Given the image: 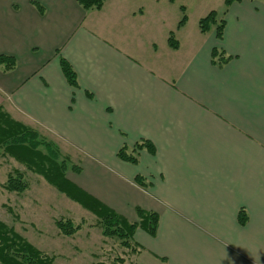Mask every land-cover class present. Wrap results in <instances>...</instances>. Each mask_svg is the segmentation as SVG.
Wrapping results in <instances>:
<instances>
[{
  "label": "crops",
  "instance_id": "1",
  "mask_svg": "<svg viewBox=\"0 0 264 264\" xmlns=\"http://www.w3.org/2000/svg\"><path fill=\"white\" fill-rule=\"evenodd\" d=\"M218 18L222 38L185 23L174 38L161 0L88 10L78 0H0V56L16 59L0 66V106L79 166L66 174L84 191L131 221L138 208L159 215L156 234L136 229L134 264H264V1L233 2ZM142 140L154 152L137 148ZM123 146L136 147V163L118 156ZM3 166L2 204L11 206ZM33 178V197H14L24 214L10 221L27 239L28 223L42 230L30 222L31 203L62 200ZM53 233L68 243L57 253L75 260L106 239L64 236L56 224Z\"/></svg>",
  "mask_w": 264,
  "mask_h": 264
},
{
  "label": "trees",
  "instance_id": "2",
  "mask_svg": "<svg viewBox=\"0 0 264 264\" xmlns=\"http://www.w3.org/2000/svg\"><path fill=\"white\" fill-rule=\"evenodd\" d=\"M105 1L78 0L81 6L87 10L92 8L100 9ZM236 1L242 0H225V4L228 7ZM185 20L186 15H184L179 23L183 24ZM212 24L215 25L217 37L222 38L225 20L224 18H218L214 10L199 21L202 32L210 30ZM169 40L171 45L177 46L172 35ZM213 55L217 60H221V62L226 60V56L218 48H214ZM15 64L16 59L13 56H0V66H3L5 70L13 69ZM62 69L68 82L72 86L77 87L76 72L65 59L62 60ZM136 147H146L154 152V146L149 140H142L137 143ZM136 147L128 150L127 146H123L119 150L118 156L129 162L136 163L138 160ZM0 149H2L1 154L12 157L25 167L24 170L13 168L9 171L7 180L3 183V187L9 192H14L18 195L26 193L31 187L30 178L26 172L28 170L42 175L60 192L96 216V221L91 224L86 219H82L81 222L77 223L71 218L59 217L55 220V224L60 234L73 236L85 224L97 226L101 228L102 235L105 238L115 239L119 246L125 250L121 253L114 251L112 255L108 256L110 259L108 262L97 261L94 264H126L128 263L126 253L136 254L138 252V246L134 241L136 229L140 227L152 235L156 234L159 222V215L156 212L138 208L139 221H131L84 191L80 186L71 181L66 174L70 167L78 171L80 169L79 166L72 164L69 167L67 165V158L60 153L57 147L41 137L35 129L14 119L2 106H0ZM137 181L143 184L140 176L137 178ZM7 207L10 211L12 210L11 206ZM247 220V213L245 210H241L239 214L240 223L244 225ZM0 262L2 264H56V255L39 249L27 238L19 234L13 225H9L0 219Z\"/></svg>",
  "mask_w": 264,
  "mask_h": 264
},
{
  "label": "rangeland",
  "instance_id": "3",
  "mask_svg": "<svg viewBox=\"0 0 264 264\" xmlns=\"http://www.w3.org/2000/svg\"><path fill=\"white\" fill-rule=\"evenodd\" d=\"M264 1V0H260ZM162 4L169 10L171 15V21L173 24V34L174 38L176 35L178 36V30L176 29L177 26H179V22L181 19L186 15L185 24H183L187 29L191 30H200L199 21L202 17H205L209 12L215 11L217 16H222L223 11L226 9L225 0H161ZM184 8V9H183ZM216 29L215 25H211V30ZM176 33V35H175ZM44 148V147H42ZM0 149V164L4 162L3 169L6 170L8 168L13 169L14 166L8 162V166L5 164L4 159H10L11 162L16 164L18 161H13L14 159L12 157H8L6 155L1 154ZM19 165L24 166L23 164L19 163ZM72 164L77 165L76 163L67 162V165L70 167ZM71 168V167H70ZM69 168V169H70ZM28 174V177L30 178V184L31 186L34 185V176L38 177L43 184H46L47 186H51L52 188H55L57 190L59 196L62 200H55V198H51L52 206H47L44 202L41 201V204H35L34 202L31 203L29 210L27 211L28 215L31 216V221L36 224V226L40 227L42 230H37L34 228V226L31 223H28L26 227H28V231L30 232L28 236V239L32 243L43 251L50 252L52 254L56 255V264H94L95 262L99 261H106L108 262L110 259L108 256L112 255L114 251L116 252H123L125 251L124 248L119 246L118 242L115 239L106 238L105 243L103 242L102 249L96 248V253L93 256L91 254V257L88 258L87 255H83L80 258H77L76 260L74 257L69 256V258L65 257V253H57L62 249L63 251L67 250V242L64 244V246L61 245V242L58 241V238L55 236L53 237L54 233V222L53 217H65V218H71L74 222H81L82 219H86L89 224L94 223L96 221V216L84 208L82 205L77 203L76 201L70 199L68 196H66L64 193L60 192L56 187H54L52 184H50L42 175L36 174L31 171H26ZM37 179V178H36ZM3 187V186H2ZM31 188V187H30ZM30 188L26 191V193L22 195H17L14 192H10L8 197L11 199L10 203L12 204V210L10 211L9 208L2 203L6 202L7 195L2 189L0 188V219L11 225L10 221H20V214H24L22 207L19 204V200L14 198L16 195L20 198L26 197L28 198L33 197V193H31ZM5 189V188H4ZM7 190V189H6ZM34 211V212H32ZM26 217V216H25ZM23 218V217H22ZM55 218V219H57ZM19 226V224H18ZM19 228V227H18ZM81 230V229H80ZM79 230V231H80ZM78 231V232H79ZM90 231V240L94 243L99 240V238L102 236L101 228L94 226L91 227L88 224H85L83 226L82 231L79 233H76V239L79 238V235H84ZM26 236V237H27ZM68 236V235H64ZM71 237V236H69ZM66 241L70 239H65ZM72 241V240H70ZM74 242V241H72ZM90 245V243H87ZM61 250V251H62ZM67 255V254H66ZM128 263L126 264H133V254L126 253ZM132 260V261H131Z\"/></svg>",
  "mask_w": 264,
  "mask_h": 264
}]
</instances>
